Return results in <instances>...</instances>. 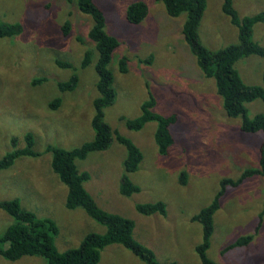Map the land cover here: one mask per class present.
<instances>
[{
	"label": "rangeland",
	"instance_id": "1",
	"mask_svg": "<svg viewBox=\"0 0 264 264\" xmlns=\"http://www.w3.org/2000/svg\"><path fill=\"white\" fill-rule=\"evenodd\" d=\"M106 15V30L117 37L111 69L115 101L103 107L105 121L130 138L143 152L138 170L129 177L139 191L120 193L127 149L116 139L104 151L78 160L80 171L90 173L86 188L104 209L135 221V237L156 253L161 262L202 264L196 245L202 226L193 215L213 201L224 178L237 180L247 168L258 167L264 132H245L241 119L227 115L215 80L205 76L183 35L186 13L172 17L159 0H95ZM145 1L147 17L132 24L126 17L130 3ZM222 0H207L199 26L201 41L216 50L239 42V31L222 9ZM241 17L264 10V0H234ZM70 22L66 33L64 24ZM0 22L20 25V32L0 37V158L28 146L41 155L21 156L0 171V201L19 198L23 208L50 217L59 226L60 251L78 247L90 232L104 233L106 226L83 208L69 209L67 186L51 167L48 145L73 149L95 137L92 120L99 57L88 33L92 18L81 12L76 0H0ZM252 38L264 47V22L255 24ZM92 51L91 63L82 66ZM126 56L127 71L119 60ZM67 61L72 67H62ZM248 84L264 85V56L249 55L236 63ZM76 72L77 86L61 90L59 83ZM152 96L155 111L175 115L170 130L174 141L166 154L155 142L157 122L141 130L126 126L124 117L141 113V104ZM57 101L59 106H52ZM248 115L264 113V101L247 104ZM166 203L167 214H142L138 203ZM264 176L254 175L227 186L215 213V232L208 255L219 264H264ZM15 219L0 208V235ZM253 235L244 246L230 247L243 235ZM0 264H48L43 256L9 260ZM100 264H147L122 244H111Z\"/></svg>",
	"mask_w": 264,
	"mask_h": 264
},
{
	"label": "trees",
	"instance_id": "2",
	"mask_svg": "<svg viewBox=\"0 0 264 264\" xmlns=\"http://www.w3.org/2000/svg\"><path fill=\"white\" fill-rule=\"evenodd\" d=\"M73 1V0H68ZM172 17H179L186 13L183 24V35L188 43L196 61L205 76L215 80L217 93L222 99V104L227 115L241 119V128L245 132H264V113H257L254 117L248 115L247 104L256 100L264 101V85L248 84L244 81L236 68V63L249 55L264 56V47L252 38L255 24L264 22V10L256 14L241 17L234 5V0H222V9L237 26L239 42L232 43L220 49H210L201 41L199 26L203 19L207 0H159ZM81 12L92 18L89 29V37L95 43L99 57L95 68L98 72L97 89L99 96L95 99L97 114L92 120L95 137L80 147L67 149L60 146L48 145L46 152L52 153L51 167L59 179L67 186L66 206L69 209L83 208L90 216L98 220L106 231L90 232L82 240L78 247H72L60 251L56 245V237L59 233L57 222L50 217H40L35 212L23 208L19 198L0 201V208L7 211L15 219L0 235V254L9 260H18L25 256H43L48 264H100L103 250L111 244H122L134 254L138 255L147 264H178L177 262H161L156 253L150 247L138 241L135 237V221L118 213L110 212L97 202L92 193L86 188L85 182L90 178V173L80 171L77 161L88 157L91 152L107 150L114 139L127 149V157L124 160L125 173L120 183V193L131 196L139 191L137 184L132 182L129 173L138 170L143 160V152L128 137L119 131H114L105 121L103 107L112 104L116 99L114 85L115 75L111 69L114 52L119 46L116 36L106 30V15L95 0H76ZM149 6L145 1L130 3L126 17L132 24H140L148 15ZM66 33L70 31V22L64 24ZM20 32L18 23L9 24L0 22V37L13 36ZM92 51L85 54L82 66H87L92 61ZM120 70L126 72L127 57L120 60ZM62 67H72L71 63L58 61ZM79 81L78 73L74 72L67 80L59 83L61 90L74 89ZM52 106H59L57 101ZM155 99L149 96L141 104V113L133 118H126V126L132 130H141L151 121H156L158 126L155 132V142L160 153L166 154L173 144L174 137L170 130L175 121V115H163L155 111ZM25 138L28 146L23 149H14L0 158V171L13 166L21 156H39L40 152L33 149L34 137L27 133ZM254 175L264 176V142L261 145V157L258 167L247 168L240 178H224L221 188L213 201L198 210L192 217L202 226V241L195 247L202 264H219L208 255L211 247L212 236L215 232V213L220 208L221 197L227 186H235L248 177ZM137 210L142 214L160 213L167 214L166 203H138ZM264 217V208L260 214ZM253 235H243L237 238L230 247L248 245L253 240Z\"/></svg>",
	"mask_w": 264,
	"mask_h": 264
}]
</instances>
